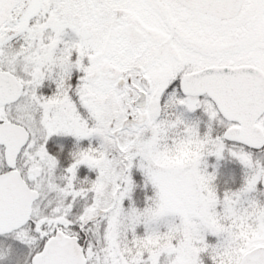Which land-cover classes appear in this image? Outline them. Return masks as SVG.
<instances>
[{"label":"snow or ice","instance_id":"obj_1","mask_svg":"<svg viewBox=\"0 0 264 264\" xmlns=\"http://www.w3.org/2000/svg\"><path fill=\"white\" fill-rule=\"evenodd\" d=\"M0 264H264V0H0Z\"/></svg>","mask_w":264,"mask_h":264}]
</instances>
